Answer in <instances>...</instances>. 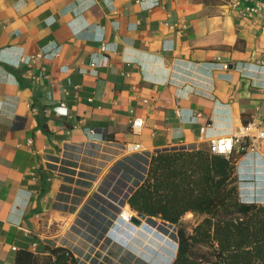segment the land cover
<instances>
[{"label": "crops", "instance_id": "obj_1", "mask_svg": "<svg viewBox=\"0 0 264 264\" xmlns=\"http://www.w3.org/2000/svg\"><path fill=\"white\" fill-rule=\"evenodd\" d=\"M228 1L0 0V264L33 242L45 252L46 230L71 211L58 204L65 187L83 181L89 203L115 202L139 181L123 166L238 123L264 128V24ZM136 143L145 151L124 150ZM233 155L241 199L264 198V139Z\"/></svg>", "mask_w": 264, "mask_h": 264}, {"label": "trees", "instance_id": "obj_2", "mask_svg": "<svg viewBox=\"0 0 264 264\" xmlns=\"http://www.w3.org/2000/svg\"><path fill=\"white\" fill-rule=\"evenodd\" d=\"M37 119L49 134L43 108ZM236 162L233 154L227 158L210 146L177 148L151 156L147 175L127 202L138 214L176 226L177 252L171 264H264V204L240 198ZM68 170L75 174L74 169ZM77 183L83 194L87 184ZM188 213L203 216L191 231L182 223ZM110 262L107 256L100 264ZM120 262L131 264L128 258ZM15 263L85 264L71 248L51 244L44 253L18 250Z\"/></svg>", "mask_w": 264, "mask_h": 264}, {"label": "rangeland", "instance_id": "obj_3", "mask_svg": "<svg viewBox=\"0 0 264 264\" xmlns=\"http://www.w3.org/2000/svg\"><path fill=\"white\" fill-rule=\"evenodd\" d=\"M200 146L201 147L202 146H210V144L200 143L199 145H197V148H199ZM190 147L191 146H184L183 148L189 150ZM183 148H180V150ZM143 162L145 163V160H140L141 164L138 161H137V163L136 162L132 163V167L136 168V170L131 169V167H128V166H123L124 172H122V174L120 176L125 179L126 173H128V171L133 172V173H136V171H139L141 173ZM148 167H149V165H148ZM142 172H145L144 169ZM140 173H139V178H138L139 181H136V183L141 182L145 178V176L147 175V173H145V176H142V175H140ZM72 183L73 182H71V184ZM247 186H250V185H247ZM61 194H62V197H61V195L59 196L58 204H61V203L68 204L69 206H71V208H70L71 211L68 212L67 214H65L64 215L65 217H63V218L60 217L58 219V221H54L52 223V225L49 227V229L46 230V235H48L46 240H49L48 245L49 244H51V245H64V246L70 248V244L63 243V241L60 240L61 237L65 236V234L68 233L74 239L75 238L74 234L79 233V234H81L82 238H80V239L76 238L77 241L79 242V243L76 242L77 245L81 247V250L83 253L84 252L88 253L92 257L94 255L95 256L98 255V253H96V251L101 250L102 252H105V248H108V246H110L111 250H113L115 252H117L116 247H119L120 250H118V254L121 256L124 255L123 252H125V251H128L130 253L131 252L134 253V259H133L134 264H137V261H139V260L145 261L147 264L148 263L149 264H171V262L174 258V255L177 252L176 247H177V240L178 239L175 236L176 229H174V226H172L169 222H167V223L170 225L169 226L170 232H168L167 234L165 232L164 234L161 235L159 230L158 231L153 230L152 232H150V231L146 230L144 227H142L140 230H137V232L134 233L133 238L126 239L125 243H122V244L120 242H118V240L114 241L113 240L114 235H112V236L110 235V237H108V241L110 240L111 242H113L111 244L110 241L107 242L106 237H105V235H107L108 229L105 230L104 227L99 228L93 222L91 224L92 227L94 226V228H95V229L93 228V231L94 230L100 231L102 234V235H98L96 233L91 232L92 227H89L87 225V223H84L85 221L89 222L87 217H92V215H93V213L91 211L87 210V207H88L87 205L91 206V204H93V202L89 203L91 200L90 196L89 197L86 196V193H84V192L82 194V192L79 190V187L69 188V189H66V187H65V189L62 190ZM243 196L245 197V195H243ZM259 196L260 195L258 193L257 195H253V198L258 200L257 201L258 203H261L260 201H263L264 198L261 196V198H260L261 200H260ZM249 199H251V198H249ZM98 209H99V207H98ZM98 209H97V211H98ZM128 209L130 210V213H132L134 216L139 217L138 213L135 212L134 210H132L130 208V206H128ZM94 213H96V212H94ZM117 214H119V212ZM103 217H105V219H107V218L110 219L112 216L109 217L108 212L105 210H103L99 213L98 218H96L97 222L100 223L102 226H106V221L104 222ZM202 218H203V216L200 214L188 213L183 217L182 223L186 226V228L188 230L191 231L193 229V227L202 220ZM113 219H116V218H113ZM159 220H161V219H159ZM80 222H83L82 225L80 224ZM114 222L117 223V221L115 220V221H113V223L111 225H113ZM75 224L81 225V227L84 230L81 231ZM116 231H118V230H116ZM115 233H117L120 237L125 235V232H123L122 230H119V232H115ZM151 234H152V236L149 237V235H151ZM83 238L85 240L81 241V239H83ZM110 238H112V239H110ZM95 241H97L96 244H94ZM102 246H104V249H102ZM72 247H77V246L72 245ZM91 247L93 248V250ZM98 252H100V251H98ZM75 253L77 255H79L77 252H75ZM106 254H107V256L110 255L108 252H106ZM101 256H102V254L99 255V258H101ZM89 260H90V258H89ZM118 261H119V259H117V262H115V263H118ZM90 263H91V261H90Z\"/></svg>", "mask_w": 264, "mask_h": 264}, {"label": "built area", "instance_id": "obj_4", "mask_svg": "<svg viewBox=\"0 0 264 264\" xmlns=\"http://www.w3.org/2000/svg\"><path fill=\"white\" fill-rule=\"evenodd\" d=\"M135 1L137 3L144 4L148 0H135ZM228 6L231 10L237 12V14L241 17H243V18H256L258 20H261L264 24V0H229ZM39 57H40V55L34 56L33 60L35 61ZM259 63L264 64V54H263L262 58L259 60ZM224 67L228 68V64H225ZM32 78L35 80L40 79V77L36 76V74H32ZM262 92H263L262 94H263V105H264V88L262 89ZM145 101L147 102V100H145ZM143 124H144V120L142 118H135L132 122V127L134 129H137V128L142 127ZM262 126L263 125H261L259 122L255 121V120H253L252 122H248L246 124L245 123H238V124L234 125V128L230 134L219 137L218 139L217 138L212 139L210 141V147L214 153L224 155L227 158H229L236 150L242 151L247 146L251 150H256V149H258L259 143L261 142V140L264 139V128ZM209 127H210V124L204 125L202 127V133L204 134L206 132L207 128H209ZM183 147L184 146H182L180 148H183ZM192 147L196 148L197 145H193L190 148H192ZM124 150H126L128 152H137L140 150L145 151L142 149V145L140 143L127 144L124 146ZM150 158H151V156L149 154L148 160H147V167L149 165V159ZM132 181H133L132 183L136 182L134 180H132ZM140 183L141 182H138L133 186H131V185L128 186V188H127L128 191H123L122 192L123 196L116 198L117 200L115 199L117 201L116 204H115L116 201L113 202L107 198H105V199L104 198H98L97 202L91 204V206L89 208H87L88 211H91L93 213L92 217H88L89 222H86V221L85 222L83 221V222L87 223V225L89 227H92L91 224L94 222V224L97 227H99V228L104 227L105 230H107L111 226L113 221L116 220L117 223L115 224V222H114L115 229L117 228L116 229V230H118L117 232H119V230H122L123 232H125V235L120 237L117 233L114 234L113 230H111V232L107 231V235H105L107 242L110 241V240L108 241V237H110V235L111 236L114 235L113 240L114 241L118 240V242H120L121 244L125 243L126 239L133 238L134 233L137 232L138 229L135 226H132L129 223H127L121 216H122V213L124 211V208H126L130 205L127 202L130 195L133 193L135 188H137L139 186ZM98 207H99V209H98ZM96 208L98 209V211ZM103 210L108 212L109 217L112 216L113 218H116V219H113L111 217L110 219H108V218L105 219V217H103L104 222L106 221V226H102L100 223L97 222V219H96V218H98L99 213ZM94 212H96V213H94ZM118 212H119V214H117ZM138 215L140 217V214H138ZM152 218H155V217H150V216H145L144 218L140 217L141 222H142V220L152 219ZM131 219H132V216H131ZM157 219H160V218H157ZM83 222H80V224L82 225ZM150 222L152 223V225H149V226L145 225L143 227L146 230L152 232L154 230L153 226L155 223H153V221H150ZM172 226H174V229H176L175 225L172 224ZM93 228H94V226L91 228V232L96 233L98 235H102L100 231H93ZM176 235H177V232L175 231V236ZM112 238H110V239H112ZM96 243H97V241L94 242V244H96ZM110 243L112 244L113 242L110 241ZM32 248H33V251H35L37 253H41V252L37 251L39 249V244L37 242L32 243ZM70 248L74 252H77L80 255L79 256L75 253L77 258L85 264H100L107 257L106 252H108L110 254L108 256H110L112 259V262H110L108 264H118V263H120L121 258H128L131 261V264H134L133 263L134 253H132V252L130 253L128 251H125V252H123L125 256L124 255L121 256L118 254V250H120L119 247H116L117 252H115V251L111 250L110 246H108V248H105V252L98 250V251H100V252L96 251V253H98V255L97 256L94 255L93 257L90 256L88 253H85V252L83 253L81 250V247L80 248L79 247H72V245L70 244ZM102 249H104V246H102ZM92 250H93V248H92ZM112 251L115 252V254H111ZM100 254H102L101 258H99ZM89 258H90V260H89ZM117 259H119V261H118V263H115V262H117ZM90 261H91V263H90ZM140 261L141 260L137 261V264H141Z\"/></svg>", "mask_w": 264, "mask_h": 264}, {"label": "bare ground", "instance_id": "obj_5", "mask_svg": "<svg viewBox=\"0 0 264 264\" xmlns=\"http://www.w3.org/2000/svg\"><path fill=\"white\" fill-rule=\"evenodd\" d=\"M145 165H143V169H144V171L145 172H142L141 174H142V176H145V173H146V167H147V160H145ZM144 163V162H143ZM132 186V185H131ZM126 191H128V189L126 190ZM96 210V209H95ZM131 216H133V214L132 213H130V210L128 209V207H126V208H124V211H123V213H122V218L127 222V223H129L130 225H132V226H135L138 230H140L144 225H152V223L150 222V221H153V223H155L154 224V226H153V228H154V230H157V229H159V227L162 225V223H164L162 220H159V219H157V218H152V219H145V220H142V222L140 223V224H138V226H137V224H135L134 222H132L131 221ZM106 217V216H105ZM150 220V221H149ZM115 224H116V222H115ZM115 224H113V227H112V229H110V228H108V232H111V230H113V232L115 233V232H117L116 231V229H115ZM76 226H77V224H75ZM78 228H79V225L77 226ZM81 231H82V228H79ZM166 230H168V229H166ZM158 231V230H157ZM66 236H68V237H72V236H70L68 233L67 234H65V236H62L61 237V241H63V243H67V244H72V245H76L77 247H80V246H78L77 245V243L76 242H78L77 241V239H80V238H82V236H81V234H79V233H75L74 234V236H75V238L73 239L74 241L72 242V243H69V241H68V237L66 238ZM77 236V237H76ZM152 236V234L151 235H149V237H151ZM77 238V239H76ZM84 241L85 239L83 238V239H81V241ZM79 243V242H78Z\"/></svg>", "mask_w": 264, "mask_h": 264}, {"label": "water", "instance_id": "obj_6", "mask_svg": "<svg viewBox=\"0 0 264 264\" xmlns=\"http://www.w3.org/2000/svg\"><path fill=\"white\" fill-rule=\"evenodd\" d=\"M149 162H150V160H149ZM148 172V167H147V169H146V173ZM140 217L141 218H144L145 217V215L144 214H140ZM131 221L132 222H134V223H136V224H140L141 223V219L140 218H138V217H135V216H132V219H131ZM166 222V221H165ZM167 223V222H166ZM172 225V224H171ZM177 248V247H176ZM175 256H176V253H175V255H174V258H175ZM174 258H173V260H174ZM172 260V261H173Z\"/></svg>", "mask_w": 264, "mask_h": 264}]
</instances>
